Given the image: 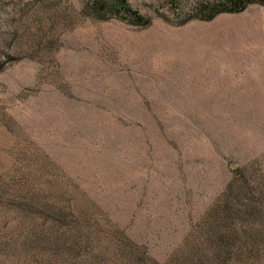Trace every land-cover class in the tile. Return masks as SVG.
Returning a JSON list of instances; mask_svg holds the SVG:
<instances>
[{
    "label": "rangeland",
    "instance_id": "obj_1",
    "mask_svg": "<svg viewBox=\"0 0 264 264\" xmlns=\"http://www.w3.org/2000/svg\"><path fill=\"white\" fill-rule=\"evenodd\" d=\"M94 1L0 0V246L80 191L165 259L237 167L264 188V3Z\"/></svg>",
    "mask_w": 264,
    "mask_h": 264
},
{
    "label": "trees",
    "instance_id": "obj_2",
    "mask_svg": "<svg viewBox=\"0 0 264 264\" xmlns=\"http://www.w3.org/2000/svg\"><path fill=\"white\" fill-rule=\"evenodd\" d=\"M95 1L93 7L101 16L131 15L137 21L146 20L129 0ZM256 1L264 3L202 1L198 10L202 18L209 19L219 12L242 10ZM260 183L246 166L237 167L221 198L165 259L153 256L146 244L105 217L95 203L86 204L85 192L77 191L68 212L59 207L60 196L56 195L49 210L66 213L67 222L53 221L47 227L33 224L35 231L24 234L19 243L5 241L0 251L6 256L0 255V264H264V188Z\"/></svg>",
    "mask_w": 264,
    "mask_h": 264
}]
</instances>
